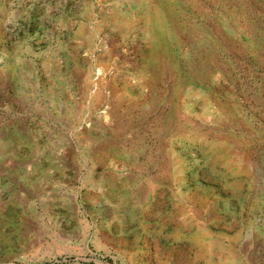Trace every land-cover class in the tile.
I'll list each match as a JSON object with an SVG mask.
<instances>
[{"label": "rangeland", "instance_id": "rangeland-1", "mask_svg": "<svg viewBox=\"0 0 264 264\" xmlns=\"http://www.w3.org/2000/svg\"><path fill=\"white\" fill-rule=\"evenodd\" d=\"M0 264H264V0H0Z\"/></svg>", "mask_w": 264, "mask_h": 264}]
</instances>
